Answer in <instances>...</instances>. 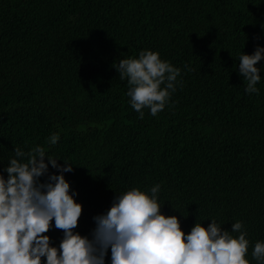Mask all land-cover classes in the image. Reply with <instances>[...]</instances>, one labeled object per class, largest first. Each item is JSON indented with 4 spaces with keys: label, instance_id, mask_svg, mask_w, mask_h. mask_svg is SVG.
I'll list each match as a JSON object with an SVG mask.
<instances>
[{
    "label": "trees",
    "instance_id": "trees-1",
    "mask_svg": "<svg viewBox=\"0 0 264 264\" xmlns=\"http://www.w3.org/2000/svg\"><path fill=\"white\" fill-rule=\"evenodd\" d=\"M256 46L264 0H0V175L15 148L39 145L68 161L63 175L82 205L73 231L89 238L117 194L158 184L161 212L185 233L195 221L229 231L240 221L246 259L260 264L264 59L258 93L238 73V57ZM142 50L180 69L164 109L153 117L145 108L143 119L115 68ZM56 172L49 165L40 182ZM46 235L58 248L54 221Z\"/></svg>",
    "mask_w": 264,
    "mask_h": 264
},
{
    "label": "clouds",
    "instance_id": "clouds-1",
    "mask_svg": "<svg viewBox=\"0 0 264 264\" xmlns=\"http://www.w3.org/2000/svg\"><path fill=\"white\" fill-rule=\"evenodd\" d=\"M261 59L260 46L253 54L238 57V73L248 94L258 93L261 76L256 65ZM115 68L119 78L127 80L126 95L141 119L145 108L153 117L164 109L180 74L152 50L121 59ZM57 141L55 133L48 138L49 146ZM14 151L17 158L8 161L7 177L0 175V264H104L109 249L111 264H249V241L240 221L232 223L230 231L215 219L207 227L195 221L185 233L175 215L161 212L158 184L151 187V194L135 187L117 194L106 212L93 216L91 238L74 232L82 205L63 175L72 171V164L64 159L59 164L39 145L28 152ZM49 165L58 172L40 182ZM53 221L63 232L58 248L46 235ZM252 256L264 264V242L255 243Z\"/></svg>",
    "mask_w": 264,
    "mask_h": 264
}]
</instances>
